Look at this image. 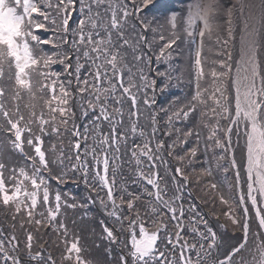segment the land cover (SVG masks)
Here are the masks:
<instances>
[{
	"label": "snow or ice",
	"instance_id": "snow-or-ice-1",
	"mask_svg": "<svg viewBox=\"0 0 264 264\" xmlns=\"http://www.w3.org/2000/svg\"><path fill=\"white\" fill-rule=\"evenodd\" d=\"M153 7L154 0H0V82L10 81L0 83V132L18 154L13 165L0 159V208L11 213L12 229L18 223L22 230V236L0 230V264H56L42 245L37 249L33 243L34 231L45 226L62 230L61 264H264V0L259 12L249 0H233L229 9L220 0H191L186 17L174 13L165 19H150ZM165 31L167 41L157 54L153 43L157 35L165 41ZM213 37L223 58L209 64L203 55L205 38ZM177 41L190 46L188 83L194 90L183 97L172 94L165 106L157 95L164 96L170 87ZM153 56L155 65L167 67L155 66ZM22 93L29 101L27 115L18 103ZM38 99L43 100L39 114ZM161 119H166L164 135L176 133L171 143L157 137ZM204 129L205 150L219 149L212 157L217 167L233 171L230 187L238 198L221 194L219 199L229 209L224 215L243 233L234 243L214 231L195 204L185 208L182 188L188 177L182 166L171 177L159 171L161 152L180 162L195 158ZM65 134L72 137L71 155L51 145L59 155L49 159L44 137ZM188 137L195 138L196 146L181 149V155L176 149ZM125 157L135 163L134 182L145 184L149 199L143 209L140 194L127 188L115 194ZM226 159L228 164L219 163ZM53 163H59L60 171L48 176ZM201 174L213 175L210 161ZM53 179L57 186L83 182L89 194L78 203L69 192H53ZM209 187L218 190L216 182ZM97 202L120 228L117 234L100 221L106 259L90 262L81 255L82 238L69 240L58 218L62 210ZM234 207L242 209L241 218ZM250 211L257 232L251 231ZM149 218L153 230L145 226ZM189 232L199 239L190 243ZM121 237L130 248L113 256L111 246L119 247ZM250 237L255 238L252 246Z\"/></svg>",
	"mask_w": 264,
	"mask_h": 264
},
{
	"label": "trees",
	"instance_id": "trees-1",
	"mask_svg": "<svg viewBox=\"0 0 264 264\" xmlns=\"http://www.w3.org/2000/svg\"><path fill=\"white\" fill-rule=\"evenodd\" d=\"M191 3V0H154V7L153 12L150 14V19H165L166 17H170L172 14H179L180 16L187 15V5ZM220 3L224 9L232 8L233 1L231 0H220ZM226 19V17H225ZM221 24H224V20L219 21ZM226 27V25H224ZM226 33L222 32V35ZM165 41H160L158 39V35L153 43V47L158 54L159 47L167 41L168 32H164ZM148 40L150 42L153 41V34L151 32L148 33ZM215 37L212 40H208L205 38V50L203 55L209 58V64L213 59H221L222 56L218 55L220 46L215 44ZM180 44V48L177 49L176 53H173L172 60L170 63L174 66L173 76L170 81V87L166 90L164 96L157 95L158 101L160 103H164L167 106V97L175 94L176 96L183 97L187 95L190 91H193V85L188 83V72H189V65L191 63L190 58V46L181 43V41H177ZM176 46L174 45V48ZM209 47L212 49L209 51ZM194 49V46H191ZM182 52L183 54L180 55L178 53ZM236 53L234 52V58ZM262 66H264V54L261 55ZM153 61L155 65V57L153 56ZM160 68H165L167 65H155ZM55 68L59 69V65L54 66ZM8 69H5V73L7 75ZM14 72V69L11 70ZM147 71V70H146ZM177 77H180L179 79ZM0 83H10V81H2ZM230 83V82H229ZM28 97L26 94L22 93V99L18 101L21 111L27 115V109L24 107L26 103H28ZM36 104V112L37 114L40 113L41 109L43 108V100H36L34 101ZM127 111V109H126ZM46 112V109H45ZM157 112L160 117H163V113L159 112V104L157 105ZM79 115V113H77ZM79 123V121H78ZM140 123L143 125L145 124V120L142 118ZM166 123V119H161L160 124V131L157 133V137L159 139H163L168 143H171L173 138L175 137L176 133H173V136H166L164 135V125ZM222 124H227V121H221ZM82 126V124H81ZM180 130L181 134L185 130V126L183 124L177 125ZM71 128V124L69 125ZM148 131L150 132L151 129L149 128ZM207 135V129H204L202 132V138L199 143L197 156L195 158L187 157L184 162H180L175 158V156H169L166 152H161V156L163 158V163L158 162L160 167L159 171L161 175H166L171 177L173 175V169L177 166H182L184 169L185 174L188 177L189 186L182 188L183 195H184V206L187 209L189 204H195L197 212L206 219L209 224L212 226L213 230L216 231L219 235L225 237V239L231 237L233 240L232 243L235 242L236 237H242L243 233L239 227V225H233L231 221L224 215L226 211H228V206L221 204L219 196L223 194L226 198L230 199H237L238 194L235 188L230 187L234 183L233 179V171L229 170L228 173H225L222 168L217 167V162L213 159V151L219 152V149H211L209 148L207 151L205 150V144L203 137ZM72 137L65 134L63 137H57L55 135L52 136H45L44 137V147L48 149V158L51 160H56L57 155H59V151L53 154L51 152V145H56L57 149L60 148L64 149L66 155H71L69 151V140ZM235 140V137H233ZM0 142L3 144V156L0 157L6 164L13 165L17 161L14 159L15 156L18 154L14 153L10 144L8 143V136L6 133L0 132ZM137 143H141L139 139L136 140ZM90 143V142H89ZM154 143V142H153ZM243 143V140L241 141ZM196 146V140L194 137H188V143L181 145L176 149L177 152H180L181 155H184V152L181 149H186L189 147ZM239 151H237V159L239 161ZM209 161L211 162V166L213 169V175L207 176L202 175V168L208 167ZM20 164H24V161H19ZM69 163L68 160H65V165ZM221 165L228 164V160H223L219 162ZM59 163H53L50 165L51 171L46 175L51 176L54 173L60 171ZM135 163L134 161L129 163L128 158L125 157L122 161V171L116 177V195L119 196L120 190L122 188H127L129 191L134 193H138L142 196L141 201L138 203L140 204L141 208L143 209L148 201V197L144 191L145 184L137 183L135 181ZM145 170H147V164L144 165ZM7 175V172L5 173ZM225 175H227L228 179L225 180ZM212 182H216L218 184V190L210 189L209 185ZM52 186L53 192L56 190H63L64 192H69L73 194L77 202L79 203L83 198L87 197L89 192L85 188L83 182L79 184L73 183L69 181L66 184H62L57 186L56 181L53 179L50 181ZM149 190H151V186H147ZM103 195V193H101ZM168 195L171 196L172 192L169 191ZM126 207V206H125ZM164 211V210H162ZM235 215L238 218L242 217V209L239 207H234L233 209ZM87 213V214H85ZM254 217V211H250L249 222L251 224V231L257 232V224L258 221H254L252 219ZM155 218V217H152ZM149 218L146 222L145 226L149 228V230H153V225L151 223V219ZM63 220L68 228V239L71 240L74 235L80 236L81 244L84 246V251H82L81 255L85 260L90 262L96 261H104L106 259V253L104 251V247L107 244V241L102 239V226L100 221L103 220L109 227H115L118 230L120 225L116 224L113 218L107 216L100 206L99 202L96 204H89L87 208L77 207L76 209H67L62 210L61 216L58 218ZM165 221L168 220L167 216H164ZM11 220V213L3 208H0V230H3L7 236L12 235L13 231L17 236H22V230L17 223L16 229H12ZM125 224L128 223L127 220L124 221ZM28 227H32L29 225ZM202 227V226H201ZM138 233V227H137ZM34 235L36 239L34 240V246L39 249L41 245L46 250L45 254H51V256L56 260V264H61V255L63 253L65 244H64V237L61 232L54 230L53 227L45 226L41 227L38 231H34ZM128 235L127 230H125V236ZM190 243H194L196 237L193 239L192 234L189 232V235L186 237ZM253 237H250L249 244L252 246L254 243ZM124 237H121L120 246L117 247L116 245H112L111 248L113 249V256L116 253L123 250L125 253L128 252L130 248H126L123 243ZM99 245V247H97ZM179 253H177L178 257ZM194 255V254H193Z\"/></svg>",
	"mask_w": 264,
	"mask_h": 264
},
{
	"label": "bare ground",
	"instance_id": "bare-ground-1",
	"mask_svg": "<svg viewBox=\"0 0 264 264\" xmlns=\"http://www.w3.org/2000/svg\"><path fill=\"white\" fill-rule=\"evenodd\" d=\"M249 2H250V3L253 5V7H254V6H256L258 0H249Z\"/></svg>",
	"mask_w": 264,
	"mask_h": 264
},
{
	"label": "water",
	"instance_id": "water-1",
	"mask_svg": "<svg viewBox=\"0 0 264 264\" xmlns=\"http://www.w3.org/2000/svg\"><path fill=\"white\" fill-rule=\"evenodd\" d=\"M254 10L258 12V10H259V5L254 6ZM187 185L189 186V181H188V184H187Z\"/></svg>",
	"mask_w": 264,
	"mask_h": 264
}]
</instances>
